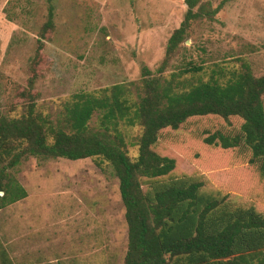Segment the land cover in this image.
I'll return each instance as SVG.
<instances>
[{
  "label": "rangeland",
  "instance_id": "374dc122",
  "mask_svg": "<svg viewBox=\"0 0 264 264\" xmlns=\"http://www.w3.org/2000/svg\"><path fill=\"white\" fill-rule=\"evenodd\" d=\"M213 21H193L163 76L186 87L209 79L224 83L248 66L264 67V0H202ZM47 0H0V112L23 111L37 33ZM54 29L47 34L33 86L37 112L59 121L74 96L100 95L122 85L131 102L141 69L154 72L167 41L183 20L184 0H52ZM191 65L197 73H184ZM94 114L89 125H98ZM130 159L140 127H120ZM180 132V131H179ZM183 132V131H181ZM176 144H157L177 173H195L234 201L264 214V183L232 152L208 148L184 133ZM26 198L0 210V246L12 264H123L127 232L118 181L99 158L78 161L29 158L9 172ZM1 195V193H0Z\"/></svg>",
  "mask_w": 264,
  "mask_h": 264
},
{
  "label": "trees",
  "instance_id": "16d2710c",
  "mask_svg": "<svg viewBox=\"0 0 264 264\" xmlns=\"http://www.w3.org/2000/svg\"><path fill=\"white\" fill-rule=\"evenodd\" d=\"M51 1L19 92L23 111L17 117L0 112V210L26 198L9 175L23 161L99 158L118 181L127 232L123 264H264V214L234 201L198 172L177 173L175 160L154 150L160 143H178L184 133L208 148L230 150L236 163L264 183V67L257 76L244 66L224 83L209 79L188 87L175 81L177 75L163 76L191 23L213 21L222 3L212 9L202 0H184L186 12L161 64L154 72L141 69L136 102L122 85L100 95L78 94L53 123L37 112L33 93L44 41L54 29ZM200 70L190 64L182 74ZM94 114L98 125L91 127ZM122 125L140 127L134 160ZM0 264H12L1 246Z\"/></svg>",
  "mask_w": 264,
  "mask_h": 264
}]
</instances>
